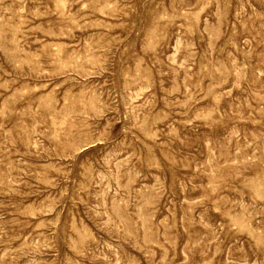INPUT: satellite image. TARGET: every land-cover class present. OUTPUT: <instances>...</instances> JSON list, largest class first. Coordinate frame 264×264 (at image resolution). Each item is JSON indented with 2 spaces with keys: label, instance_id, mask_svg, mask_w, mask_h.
Returning <instances> with one entry per match:
<instances>
[{
  "label": "rangeland",
  "instance_id": "1",
  "mask_svg": "<svg viewBox=\"0 0 264 264\" xmlns=\"http://www.w3.org/2000/svg\"><path fill=\"white\" fill-rule=\"evenodd\" d=\"M0 264H264V0H0Z\"/></svg>",
  "mask_w": 264,
  "mask_h": 264
}]
</instances>
